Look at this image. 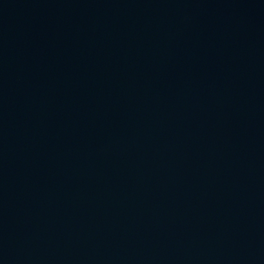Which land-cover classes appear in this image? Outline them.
<instances>
[{"label":"water","instance_id":"95a60500","mask_svg":"<svg viewBox=\"0 0 264 264\" xmlns=\"http://www.w3.org/2000/svg\"><path fill=\"white\" fill-rule=\"evenodd\" d=\"M0 264H264V0H0Z\"/></svg>","mask_w":264,"mask_h":264}]
</instances>
